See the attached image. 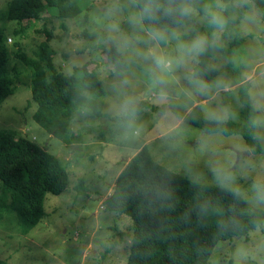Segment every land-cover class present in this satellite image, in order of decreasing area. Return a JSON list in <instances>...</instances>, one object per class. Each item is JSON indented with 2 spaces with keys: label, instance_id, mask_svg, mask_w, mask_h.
<instances>
[{
  "label": "rangeland",
  "instance_id": "1",
  "mask_svg": "<svg viewBox=\"0 0 264 264\" xmlns=\"http://www.w3.org/2000/svg\"><path fill=\"white\" fill-rule=\"evenodd\" d=\"M10 1L0 0V36L10 52L13 95L0 104V129L47 149L67 169L69 185L60 194H46L44 216L28 234L21 233L15 211L5 212L0 218V264H127L134 222L107 210L106 199L119 171L143 146L158 163L200 184L239 187L250 193L253 182L264 181V125L255 131L258 150L242 136L211 134L201 127L203 123H215L207 119L209 111L222 108L233 114L225 124L246 125L248 107L240 99L244 84L250 87L255 118L264 119V7L253 0H226L230 23L225 33H231L226 39L223 33L220 45L204 55L208 68L218 73L209 82L218 87L205 96L188 79L202 71V57L199 63L177 68L166 76L163 85L154 83L148 71L150 62L140 57L131 62L125 59L127 67L122 73L106 64L104 50L111 46L116 49L107 39V26L113 19L108 13L115 0H77L78 14L73 18L59 17L56 8L48 7L46 19L36 23L40 31L31 30L26 37L19 34L17 22L8 19ZM119 2L121 30L129 34L139 31L128 21L135 9L132 0ZM186 24L194 31L184 39H190L195 31H212L199 17ZM146 32L144 25L141 34L145 39ZM235 38L238 45L229 56L222 50L228 49ZM173 46L174 42L160 45L169 50ZM138 47L143 51L146 45ZM19 49L40 64L48 80L54 74L76 75L79 79L81 74L76 70L90 63L102 95L81 91L80 97L90 101L92 107L79 108L66 127L56 124L51 129L42 128L35 121L38 105L32 97L35 67L12 58ZM41 50L52 56L51 66L41 60ZM129 97L135 98L136 108L141 104L145 107L136 115L135 126L126 129V117L118 109ZM214 167L230 172L233 183L221 185L212 171ZM245 201L250 213L260 216L261 225L248 236L221 240L208 264H264V205Z\"/></svg>",
  "mask_w": 264,
  "mask_h": 264
},
{
  "label": "trees",
  "instance_id": "2",
  "mask_svg": "<svg viewBox=\"0 0 264 264\" xmlns=\"http://www.w3.org/2000/svg\"><path fill=\"white\" fill-rule=\"evenodd\" d=\"M203 1L194 0L201 13ZM253 1L264 7V0ZM48 7L56 8L57 16L62 18L78 14L77 0H11L8 19L17 22L19 34L26 37L31 30L40 31L36 23L46 19ZM144 25L147 30L177 27L166 17L157 22L145 20ZM230 33L224 32V39ZM237 45L235 38L222 51L230 56ZM104 54L106 64L113 66L116 73L125 71L126 60L114 47L105 49ZM40 56L51 66L52 56L42 50ZM12 58L26 67H35L32 97L38 105L35 121L42 128L51 129L56 124L66 127L79 108L92 107L90 101L80 97L81 91L96 97L102 95L100 81L90 70V63L76 70V74H81L79 79L76 75L54 74L48 80L42 75L40 64L20 49L13 52ZM202 60V71L197 76L209 83L218 73L208 68L205 56ZM9 64L10 52L6 40L0 36V104L13 95ZM12 73L16 75L13 69ZM249 89L248 84L240 89L241 102L248 107L246 125L215 122L203 123L201 127L211 134L242 136L258 150ZM144 107L141 104L136 108V115ZM0 182V218L7 210L15 211L21 233L28 234L44 216L46 194L65 191L69 174L47 149L16 137L12 131L0 129ZM106 203L107 210L126 215L134 222L127 264H208L221 240L248 236L261 225L260 216L250 213L251 208L242 196L235 195L231 189L200 184L173 172L154 160L146 146L120 171Z\"/></svg>",
  "mask_w": 264,
  "mask_h": 264
},
{
  "label": "clouds",
  "instance_id": "3",
  "mask_svg": "<svg viewBox=\"0 0 264 264\" xmlns=\"http://www.w3.org/2000/svg\"><path fill=\"white\" fill-rule=\"evenodd\" d=\"M132 4L135 9L130 12L128 21L131 25L138 27L139 31L129 34L121 30L119 16L122 8L119 0H115L108 13L113 19L107 26V39L128 62H131L134 57L149 61L148 71L157 85L165 84L166 76L173 74L177 68L187 67L190 63H199L200 57L210 49L217 48L220 45L221 35L230 23V16L227 14L229 4L226 0H211L205 3L202 8L203 15L200 14L194 0H132ZM161 17L169 18L178 27H152L147 30V39H145V35L141 34L144 32V21L157 22ZM195 17L206 22L212 31H195L190 39H184L190 31H194L187 26L186 22ZM173 42L174 46L171 50L160 47L161 44L169 45ZM141 43L146 45L143 51L138 47ZM149 43L153 46L147 47ZM188 79L201 95L207 96L214 86L218 87V85L209 84L194 73ZM161 94L164 93L161 92ZM118 111L121 116L126 117L123 126L126 129L133 128L137 113L135 98L129 97L124 100L119 105ZM232 115L229 109L222 108L209 111L207 119L224 123ZM252 123L254 126H261L264 125V119L258 117ZM212 171L221 185L230 186L233 183L234 177L227 170L214 167ZM231 190L235 195L243 196L254 204L264 205V181L253 182L250 193L242 191L239 187H233Z\"/></svg>",
  "mask_w": 264,
  "mask_h": 264
},
{
  "label": "crops",
  "instance_id": "4",
  "mask_svg": "<svg viewBox=\"0 0 264 264\" xmlns=\"http://www.w3.org/2000/svg\"><path fill=\"white\" fill-rule=\"evenodd\" d=\"M129 162V161H128ZM120 172V171H119ZM118 176V175H117Z\"/></svg>",
  "mask_w": 264,
  "mask_h": 264
}]
</instances>
